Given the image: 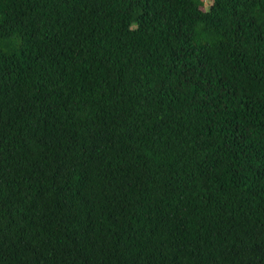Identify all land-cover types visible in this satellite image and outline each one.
<instances>
[{
	"label": "trees",
	"instance_id": "1",
	"mask_svg": "<svg viewBox=\"0 0 264 264\" xmlns=\"http://www.w3.org/2000/svg\"><path fill=\"white\" fill-rule=\"evenodd\" d=\"M0 264H264V0H0Z\"/></svg>",
	"mask_w": 264,
	"mask_h": 264
}]
</instances>
